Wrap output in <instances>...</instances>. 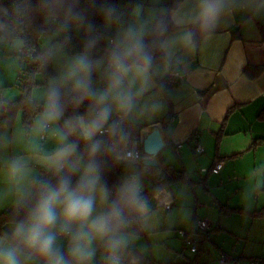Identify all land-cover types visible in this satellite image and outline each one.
<instances>
[{"label": "crops", "instance_id": "1", "mask_svg": "<svg viewBox=\"0 0 264 264\" xmlns=\"http://www.w3.org/2000/svg\"><path fill=\"white\" fill-rule=\"evenodd\" d=\"M194 3L195 0H181L173 11L179 9L183 14ZM261 28H264V0H228V7L216 27L203 36L194 51H176L167 72L164 71L163 59L154 64L151 87L135 98L132 110L123 116L124 123L134 133L146 136L158 128L164 147L156 156V167L146 168L142 163L122 164L120 167L138 168L142 165L145 174L156 180L164 177L166 166L187 178L191 175L196 180L194 182L208 192L205 194L202 187L194 191L197 199L201 198L200 195L205 196L208 210L202 214L214 223L212 233L216 234L211 233L208 241L211 242L210 237L219 240V234L226 232L225 220L231 227L234 225L228 231L231 238L226 239L229 246L220 248L224 245L220 243L217 249L234 257L238 264H251V260L245 263L241 259L264 257V216L251 214L264 208V119L258 118L264 109V34ZM46 44H50L47 38L44 46ZM50 55L54 74L45 79L39 73L37 85L31 93L32 99L43 105V111L51 80L58 77L75 56L69 55L58 42L51 45ZM99 60L106 64V60ZM173 67H176L180 78L173 85L166 86L165 77ZM16 71V66L11 68L6 74L8 79L0 85L4 86L0 91V107L21 95L18 86L17 89L10 87ZM103 71L104 64L92 76V87L97 91L106 87ZM42 113L34 118L28 132L24 130L21 119L12 127L5 124L0 127V212L22 204L33 191L32 181L51 171L45 158L60 146L58 134L64 119L72 114L65 113L60 121L41 128ZM113 114L121 115L115 111ZM69 140L76 141L77 137H69ZM194 140L202 146L201 154L195 153ZM85 148L84 144L82 150ZM13 160H21L27 167V175L19 183L8 175ZM216 162H221L222 168L218 174H212L210 169ZM120 167L117 174L119 184L122 183L120 176L125 177L124 172L120 174ZM199 169L208 172L199 175ZM75 175L79 178V173ZM171 199L175 200L173 196ZM106 209L107 206L98 199L96 213ZM169 211L164 210L165 213ZM221 212L224 215H220ZM195 213L196 208L191 222ZM217 215L221 216L219 222H216ZM128 219L132 221V218ZM14 226L8 225L7 230L12 233ZM198 237L199 241L203 238L202 235ZM56 243L67 255L69 236H58ZM93 246L96 254L91 264H96L108 253L105 241L97 240ZM229 249H232L231 254L226 253ZM177 254H181V250ZM121 257L126 264H134L129 254L121 252ZM163 257L153 256L152 260L185 261ZM197 258L196 264L206 259L203 255ZM30 264H43V261L35 258Z\"/></svg>", "mask_w": 264, "mask_h": 264}, {"label": "clouds", "instance_id": "2", "mask_svg": "<svg viewBox=\"0 0 264 264\" xmlns=\"http://www.w3.org/2000/svg\"><path fill=\"white\" fill-rule=\"evenodd\" d=\"M41 8L53 19L63 13L69 21L85 27L89 33L94 25L87 21L76 7L75 0H42ZM228 7V0H195L193 6L183 14L179 9L161 16L151 26L155 39L150 47L145 42L149 34L148 22L140 20L129 24L122 38L114 43L107 54L106 64L93 60L90 51L100 39L89 36L84 50L75 55L62 73L51 80L46 96L40 127L64 118L66 103L79 107L91 99L85 113H75L64 119L58 134L60 146L45 158L46 166L58 177L55 184L39 182L38 196L24 219L19 220L11 237H0V264H30L39 258L43 264H91L96 254L94 242L105 241L108 264H122L121 250L126 241L119 237L125 225V210L129 213H145L148 204L142 195L139 175L129 174L110 199V190L102 184L101 165L97 157L108 152L117 160L131 162L128 153L121 151L127 137L118 121H109L113 111L126 116L133 107L135 98L148 91L154 75L155 56L153 50L162 53L164 71L170 68L176 51L192 52L196 48V32L208 33L214 29ZM105 24L118 22V10L114 5L101 8ZM139 16V7L136 12ZM170 16V19H169ZM173 31L169 30V25ZM67 29L70 25H62ZM104 64L103 75L106 87H92L94 71ZM67 90L68 101L62 90ZM108 133L111 144L97 137ZM77 137L70 141L69 137ZM86 145L85 153L79 150V141ZM79 173L76 184L71 174ZM9 178L19 183L27 175V167L21 160H13L8 169ZM107 206L106 211L96 213L97 200ZM69 236L67 255L57 247L58 235ZM6 240L10 242L5 243Z\"/></svg>", "mask_w": 264, "mask_h": 264}, {"label": "trees", "instance_id": "3", "mask_svg": "<svg viewBox=\"0 0 264 264\" xmlns=\"http://www.w3.org/2000/svg\"><path fill=\"white\" fill-rule=\"evenodd\" d=\"M164 1L165 12L161 14L158 18L170 14L181 2V0ZM41 2L42 0H0V37H3L8 41H11L13 39H19L21 41L20 47H25L28 49H31L33 47L37 48V53L35 55L33 63H29L28 61L26 62L21 57H19L15 51V54L19 57L21 62L19 71H25L26 75L24 81L18 83V87L21 92L20 97L16 100L5 102L1 105L0 127L3 124L8 127H12L16 122L18 116L20 115L21 123L25 130L28 132V129H30L33 124L34 118L38 114L43 112V105L34 101L31 97L32 90L37 85L36 76L39 73H42L44 78L47 79L53 76L54 74L50 55L51 45L55 42H58L59 38L64 35H71L74 37L75 43L77 45L76 48L67 53L69 55H76L84 50V45L87 42L84 34L85 27L80 26V28L75 29H71L68 27L67 29H65L62 25L66 21H68V18L63 13H61L59 17L55 19L51 18L49 14L41 8ZM67 3L71 4L73 3V0H67ZM137 3H139V0H108L107 3H100L94 0H75L77 9L84 13L87 21L94 25L95 30H97L101 35V38L98 40V43L90 51V56L93 60L98 58L106 60L109 50L114 45L109 44V41H107V34L100 30V26L103 20V16L100 11L102 6L110 4L114 5L116 9H129L131 6ZM55 29L59 31L57 37L53 38V40L50 41V44L41 46V37L43 35H50ZM169 30H173V26L171 24L169 25ZM210 32L201 34L197 30L196 45L199 44L203 36L209 34ZM261 32L262 34H264V28H261ZM154 39L155 37L150 30L149 34L145 36V42L151 47L153 45ZM96 48H98V51L96 50ZM153 54L155 56L154 64L158 63L163 59L162 53L159 50L154 49ZM62 92L64 95V99L67 102L69 99L67 90H62ZM91 103V99L85 100L78 108L71 103H66L65 113H70L74 115L77 112H85L88 110L89 105ZM258 118L264 119V109L260 111ZM84 144L85 143L83 141H79L80 151L82 150ZM81 152L85 153V158L87 159L86 152L83 150ZM97 160L101 165V183L107 185L111 194L110 199H112L116 195V189L120 186L117 181V175L113 174V167L115 166V162L108 157H103L102 153L98 155ZM164 172V177L158 179L153 186L149 187L147 191L142 193L144 198L149 196L157 188L166 184H171L172 182L177 181H183L184 179L189 181L188 178L185 177V175L173 171L168 166L165 167ZM78 179L79 178L75 175V173L71 174V182L73 185L76 184ZM57 180L58 177L54 175L52 171L46 172L43 177L39 179H34L32 181L33 191L22 204L12 208L9 211L0 212V237L10 238L11 233L7 230V226L10 224H16L19 220L25 218L29 208L35 202V199L38 196L39 182L47 181L52 184H55ZM189 182L191 183V181ZM232 210L241 211V209ZM128 213L129 212L125 210V214L127 215ZM251 214L255 216H264V208H261ZM212 229L213 227H211L208 231L200 232V235H202L203 238L198 242L197 252L195 253L196 256L182 262H157L145 258L143 255L137 253L136 251L128 250L126 248L124 249L130 252V256L131 259L134 261V264H196L198 261L197 257L202 254V241L208 240L209 235L213 231ZM5 242L8 243L10 242V240H6ZM184 249H186L185 245ZM255 261H257V263L259 262L258 260Z\"/></svg>", "mask_w": 264, "mask_h": 264}, {"label": "rangeland", "instance_id": "4", "mask_svg": "<svg viewBox=\"0 0 264 264\" xmlns=\"http://www.w3.org/2000/svg\"><path fill=\"white\" fill-rule=\"evenodd\" d=\"M164 3V0H139V3L131 6L129 9L118 8L117 10L120 16L119 21L111 24H105L103 19L100 30L107 34V41H110L112 37L114 43L118 42L119 39L122 38L123 31L128 27L129 24L137 23L140 20L148 22L150 31L152 24H154L156 19L165 12ZM138 7L139 16H137L136 14ZM66 22L69 23V28L71 29L80 28V26L72 21L68 20ZM58 34L59 31L55 29L50 35H43L40 39L41 46H44L45 38H47V42H50L51 40H53V38L57 37ZM20 46L21 45L18 39L8 41L5 38L0 37V85L6 82V79H8L6 78V74H9L11 68H13L14 66H16L17 68V73L14 78V82L10 87L16 88V86H18V83L22 82V80L19 79L20 69H18V64L21 62L18 60L19 58L15 54V51ZM97 49L98 48H96V50ZM99 59L100 58L95 60ZM3 89L4 86L0 87V91H2ZM20 119V116H18L16 122L20 123ZM29 130L30 129H28V131ZM120 171V174L124 172V179L131 173L138 174L142 186V193L147 191L149 187L153 186L157 182V180L153 179L152 176L145 174L146 170L143 169L142 165H140L138 168L120 167ZM196 176H198L197 173ZM120 179L122 180V182L124 181L122 175L120 176ZM188 180H192L193 182L190 183L189 181L184 179L183 182H172L171 184H166L157 188L154 192H152L145 198L148 204L147 212L141 214H125L126 223L118 233L119 237L126 241L125 246L121 250L122 253L125 252L130 255V252L124 249L126 248L128 250L136 251L137 253L150 260H152L153 256H165L163 258H165L166 260H172L171 258L173 257L187 260L196 256L194 253H191L189 249H184L183 241L178 236V231H190L191 229L195 228V222L198 220L207 221L211 225V227L214 226V223L210 222V219L202 214V211L205 212L206 210H208V205L207 203H205L206 200L204 199L205 196L200 195L201 198L197 199L194 194V191L197 188L202 187V185L194 182L195 179L191 175H189ZM202 189L205 194L208 193L203 187ZM172 196L173 199H175L173 201L171 199ZM167 204H170L172 210L165 213L163 207H165ZM195 208L196 213L194 219L191 222V219L193 217V210ZM219 214L224 215V213L222 212ZM218 215L216 218V222H219L221 220V216ZM128 218H132V221H130ZM230 223L233 225L232 220ZM233 227H231L229 224H226L225 220L224 228L226 229V232H221V234H219L218 236V239L222 242L212 239L211 237V242H209L208 240L202 241L201 255H203L206 259L199 261L198 264H218L217 258L219 250L217 249V246L220 247V243L224 244L223 247L220 248H226L229 246L226 242V239L231 238V233H229L228 231L232 230ZM9 231L11 232V230ZM213 233L216 234V232ZM198 235H200V232L199 234H197V238H199ZM180 250L181 254H177V252H179ZM228 252L231 254L232 249L226 251V253ZM253 259L258 260L260 264H264L262 263V261H264V257L241 259L240 261H245V263H247L248 261Z\"/></svg>", "mask_w": 264, "mask_h": 264}, {"label": "built area", "instance_id": "5", "mask_svg": "<svg viewBox=\"0 0 264 264\" xmlns=\"http://www.w3.org/2000/svg\"><path fill=\"white\" fill-rule=\"evenodd\" d=\"M100 3H107L108 0H94ZM17 32V31H16ZM20 34V33H17ZM84 34L86 37V41H88L89 36H96L99 35L101 38V35L97 30H95L92 33H89L86 28H84ZM59 45L66 51L70 52L74 48H76V43L75 39L71 35H64L59 38L58 40ZM98 43V41H97ZM96 43V44H97ZM95 44V45H96ZM110 45L114 44L113 39L109 41ZM94 48V47H93ZM92 48V49H93ZM37 53V48L33 47L31 49L25 48V47H20L16 50V54L21 57L23 60L26 62L28 61L29 63H33L35 55ZM25 71L20 72V79L24 81L25 78ZM180 78V75L176 69V67H173L165 77V85L166 86H171L173 85L177 79ZM113 121H118L120 123V127L123 130L124 134L126 135L127 139L124 142L123 145H121V151L128 153V159L131 162H123L120 160H117L115 156L111 153L108 152H102L103 157L105 158H110L115 162V166L113 167V174L117 175L119 171V166L122 164H131V163H141L143 159H146L148 156L145 154L143 151V140L146 136H143L141 133H134L133 131L129 130L126 124L124 123L123 117L118 114H113L109 124H111ZM44 135V134H43ZM98 139H101L105 141L106 144H111L113 142V138L106 132L104 136L97 137ZM194 144V150L195 153L201 154L203 152L202 146L197 142V140L193 141ZM222 168V163L221 162H216L214 166L210 169V173L212 174H218L219 171ZM208 172L206 169H199L198 174L202 175L204 173ZM171 209L170 205H166L164 207L165 211H169ZM211 228V225L207 221L203 220H198L195 222V228L191 229L190 231L186 232L183 230L178 231V236L182 239L185 247L190 250L191 253H196L197 252V246L199 239L197 238V234L199 232H205L208 231ZM64 234L58 235L62 236ZM218 264H238V261L230 256L227 255L223 252H219L218 258H217ZM257 261L251 260V264H256ZM96 264H108L107 262V256L103 258L101 261L97 262ZM122 264H126L125 261L122 260Z\"/></svg>", "mask_w": 264, "mask_h": 264}, {"label": "water", "instance_id": "6", "mask_svg": "<svg viewBox=\"0 0 264 264\" xmlns=\"http://www.w3.org/2000/svg\"><path fill=\"white\" fill-rule=\"evenodd\" d=\"M164 147V141L158 128L152 129L143 140V151L148 156L142 160V165L146 168L156 167V156Z\"/></svg>", "mask_w": 264, "mask_h": 264}]
</instances>
